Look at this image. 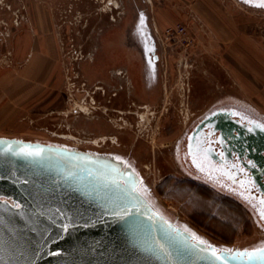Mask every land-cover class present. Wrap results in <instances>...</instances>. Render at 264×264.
I'll use <instances>...</instances> for the list:
<instances>
[{
  "label": "rangeland",
  "instance_id": "374dc122",
  "mask_svg": "<svg viewBox=\"0 0 264 264\" xmlns=\"http://www.w3.org/2000/svg\"><path fill=\"white\" fill-rule=\"evenodd\" d=\"M140 17L159 56L160 86L152 93L144 81L136 98L120 91L125 79L117 72L128 66L126 46L136 45L131 31ZM36 58L49 64L38 81L24 77ZM0 84L1 137L102 157L107 146L132 154L140 191L178 226L219 247L248 249L264 238L248 213L222 214L190 188L163 182L181 178L172 145L215 101L231 96L264 116V7L244 0H0Z\"/></svg>",
  "mask_w": 264,
  "mask_h": 264
},
{
  "label": "water",
  "instance_id": "95a60500",
  "mask_svg": "<svg viewBox=\"0 0 264 264\" xmlns=\"http://www.w3.org/2000/svg\"><path fill=\"white\" fill-rule=\"evenodd\" d=\"M237 127L264 202V132ZM262 249L219 247L178 226L107 157L0 136V264H264Z\"/></svg>",
  "mask_w": 264,
  "mask_h": 264
},
{
  "label": "flooded vegetation",
  "instance_id": "af4514ba",
  "mask_svg": "<svg viewBox=\"0 0 264 264\" xmlns=\"http://www.w3.org/2000/svg\"><path fill=\"white\" fill-rule=\"evenodd\" d=\"M142 26L140 17V23L130 32L136 45L126 46L129 58L127 67L130 70L125 67L117 72L125 79V86L120 85V91L128 90L136 98L143 97L144 81L145 88L152 93H157L160 86L157 67L159 56L156 54L154 41L152 46L148 45V35ZM130 77L131 87L127 88V79ZM224 122L232 126L230 132H224L219 127ZM234 122L241 123L249 130L253 124H257L264 132V116L247 103L231 96L215 101L190 119L172 145L173 165L181 178L167 176L163 182L179 189L188 187L194 198L206 205H216L217 209L221 208L225 198L235 207L245 209L252 222L264 232L263 196L253 183L255 175L252 167L255 159L251 157V151H255L247 145H243L241 149L239 127L234 128ZM107 158L124 169H131L142 179L135 166L137 160L132 154H125L107 146ZM246 165L248 168H245ZM197 204L199 205L198 202ZM255 247H264V238L259 239L252 248Z\"/></svg>",
  "mask_w": 264,
  "mask_h": 264
},
{
  "label": "crops",
  "instance_id": "0c3cea01",
  "mask_svg": "<svg viewBox=\"0 0 264 264\" xmlns=\"http://www.w3.org/2000/svg\"><path fill=\"white\" fill-rule=\"evenodd\" d=\"M32 56V53L30 54ZM49 68V64L46 62H44L43 59L41 58H36L35 61H33V63H31V65H29V67L27 69H25V73H24V77L28 78V79H34V81H38L39 78H42L43 76L47 75V69ZM1 85V84H0ZM0 99H4V95L3 97L0 96ZM9 116V115H8ZM225 198H223L224 200ZM221 208L217 209L219 212H221L222 214H226L227 213H231V212H238V213H248L245 209H242L241 207H235V210L231 211L230 207H228V205H226L224 203V201L221 203ZM232 214V213H231ZM224 216V215H223Z\"/></svg>",
  "mask_w": 264,
  "mask_h": 264
},
{
  "label": "snow or ice",
  "instance_id": "6c2138e0",
  "mask_svg": "<svg viewBox=\"0 0 264 264\" xmlns=\"http://www.w3.org/2000/svg\"><path fill=\"white\" fill-rule=\"evenodd\" d=\"M247 2V0H246ZM258 6H264V0H260V3ZM28 155H32V153H27ZM262 216H264V213H262ZM201 243H203V241H201ZM262 251H264V249H262ZM215 255V253H213ZM217 259H219V257H217Z\"/></svg>",
  "mask_w": 264,
  "mask_h": 264
},
{
  "label": "bare ground",
  "instance_id": "6f19581e",
  "mask_svg": "<svg viewBox=\"0 0 264 264\" xmlns=\"http://www.w3.org/2000/svg\"><path fill=\"white\" fill-rule=\"evenodd\" d=\"M92 102V101H91ZM85 112V111H84ZM152 204V203H151ZM153 205V204H152ZM153 207H154V205H153Z\"/></svg>",
  "mask_w": 264,
  "mask_h": 264
}]
</instances>
